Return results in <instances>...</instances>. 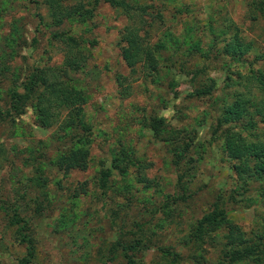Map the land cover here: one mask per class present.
Instances as JSON below:
<instances>
[{"label":"rangeland","instance_id":"rangeland-1","mask_svg":"<svg viewBox=\"0 0 264 264\" xmlns=\"http://www.w3.org/2000/svg\"><path fill=\"white\" fill-rule=\"evenodd\" d=\"M58 1L55 14L48 0H0V204H17L27 219L30 264H129L118 242L138 240L150 245L134 252L137 264H167L168 245L180 264H196L194 254L217 264L227 223L203 251L182 244L217 201L233 209L228 223L264 234V179L243 177L221 137L230 130L264 143V91L253 76L264 71V0ZM129 31L148 52L133 64L122 58ZM237 35L251 47L235 57ZM52 70L83 90L84 103L70 108L83 109L81 120L59 103L50 111L57 120H41L44 85L25 113L8 115L12 91L38 74L50 80ZM234 93L262 113L220 129L221 105ZM73 148L87 165L66 171L59 160ZM8 218L0 208V264H22L26 246Z\"/></svg>","mask_w":264,"mask_h":264},{"label":"trees","instance_id":"trees-1","mask_svg":"<svg viewBox=\"0 0 264 264\" xmlns=\"http://www.w3.org/2000/svg\"><path fill=\"white\" fill-rule=\"evenodd\" d=\"M48 3L52 5L53 13L57 14L60 11L59 1L58 0H48ZM118 4L125 5L124 2L119 1ZM59 17V16H58ZM75 21V20H73ZM131 31V30H130ZM130 31L125 36L124 44L122 45V58L128 64H133L134 59L138 57L139 59L148 55L146 48L142 46H135V40L131 39L129 36ZM76 38L74 36H68L69 44L73 46ZM236 42L233 44L232 51L233 56L240 55L241 53L250 49V45H246L240 37L237 35L234 39ZM53 71V70H52ZM50 75V74H49ZM48 77L43 74H38L35 77H32L26 84H24V89L20 90L19 87L15 88L11 94L10 106L8 107V115L10 116H20L25 113L27 104L29 102V96L31 91L36 90L39 92V88L44 85L46 89L39 92L36 98L40 104L38 109V114L40 115L41 120L54 121L57 120V117L51 113L52 108L55 104L59 103V106L65 105L68 106V115L69 120H81L82 117V108L71 115V107H75L80 103L83 104L85 101V95L83 90L79 88L74 79H67L64 76L59 75L57 72H51L50 81ZM256 81H258L256 87L261 88L264 91V71H256L253 75ZM63 77V78H62ZM213 84V83H212ZM210 84L209 87H204L197 90V94H207L210 93L215 85ZM52 91V96L49 98L47 92ZM233 100H227V97L224 98V102L221 105L222 109L218 116V128H223L228 124L239 123L244 121V119L251 113V109L254 110L253 113H262V109L258 111L257 107L261 104L255 102H248L243 98V94L234 93L232 95ZM50 100V101H49ZM79 101V102H78ZM7 115V116H8ZM155 124L153 128L156 130V135L159 134L161 130V125L159 122H164L163 118H155ZM250 125L255 126V121L253 119L248 120ZM246 125V124H245ZM68 133L71 128V124H68ZM65 125V127H67ZM221 135V134H220ZM225 138V147L229 150L230 157L238 159L241 164L237 167L240 170L245 171L243 177L251 178L258 177L264 179V143L258 140L248 139L247 135L244 136L242 133H232L230 130H225L222 134ZM85 151L81 148H73L67 151L63 157L59 160V165L69 171L73 168L80 167L86 168V159ZM232 158V160H234ZM249 170L250 172H248ZM112 175V170L110 168L103 169L101 174L98 177V186L101 189H106L109 186V179ZM6 214L8 215L9 222L12 226H17L18 240L26 246L27 255L24 256L21 260L22 264L32 263L35 257V241L31 236L28 228V221L26 218L22 217L19 212L17 204H10L7 201H3L0 204ZM233 209H228L224 203L217 201L214 205L213 211L205 213L202 217L198 218L190 232L187 235V238L182 242L183 245L194 244L195 250L202 251L205 249L204 245L211 243L213 237V232L224 223L228 224V231L225 234L226 242L221 246L220 258L217 261V264H243L244 262L250 264H264V234L260 231L255 232L254 235L245 232L239 225H235L229 222V214ZM118 245L121 246L124 250V254L127 257L129 264H137V261L134 260L136 256L134 255L136 251H141L149 247L150 244L140 242L139 240L134 243L127 242H118ZM217 247V245H214ZM132 251V253L130 252ZM162 257L167 261V264H180L181 263V252H178L177 249L172 245H168L161 248ZM135 252V253H134ZM195 255V254H194ZM190 257V260H193L196 264H205L204 257L196 256ZM193 262V263H194Z\"/></svg>","mask_w":264,"mask_h":264}]
</instances>
